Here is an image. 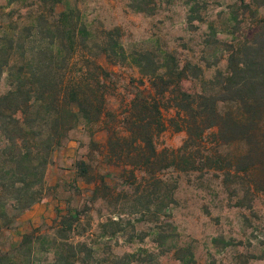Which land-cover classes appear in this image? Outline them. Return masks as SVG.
<instances>
[{"label": "rangeland", "instance_id": "374dc122", "mask_svg": "<svg viewBox=\"0 0 264 264\" xmlns=\"http://www.w3.org/2000/svg\"><path fill=\"white\" fill-rule=\"evenodd\" d=\"M185 2L61 0L52 11L43 0H0V96L39 62L51 65L63 87L84 70L92 82L94 62L109 74L100 89L101 123L68 132L51 153L41 199L28 210L13 212V223L1 229L0 256L6 253L11 264H26L28 258L35 264H54L58 256L50 242L67 238L57 228L61 217L73 211L80 213V222L68 242L86 245L81 252L75 248L79 260L69 259L74 264H264V135L257 149L255 138L242 141L240 133L229 132L221 140L215 129L207 130L199 146L187 149L189 166L181 163L159 171L167 162L155 169L133 167L134 160L125 156L130 147L118 151L107 143L114 136H128L125 122L134 96L154 94L133 57L156 64L169 54L186 69L185 91L214 94L228 52L264 39L259 28L264 0H201L191 15ZM69 9L88 37L85 42L78 38L74 53L65 41H55L54 54L63 45L65 51L51 59L46 49L59 34L48 35L46 29ZM105 38L120 44L123 62L113 63L103 55ZM168 96L159 105L166 128L153 137L161 158L177 152L187 138L170 122L175 109ZM37 111L39 118L45 116L44 109ZM247 153L249 158H241L239 167H256L249 174H234L239 157ZM201 156L209 161L200 162ZM80 160L88 166L84 177L75 168ZM152 170L162 181L158 189L149 175ZM31 233L40 240L19 246ZM62 250L65 257L70 255Z\"/></svg>", "mask_w": 264, "mask_h": 264}, {"label": "trees", "instance_id": "16d2710c", "mask_svg": "<svg viewBox=\"0 0 264 264\" xmlns=\"http://www.w3.org/2000/svg\"><path fill=\"white\" fill-rule=\"evenodd\" d=\"M43 1L45 5H50V10L53 11L61 0ZM238 1L244 2V0ZM185 3L191 15L198 11L202 2L186 0ZM39 17L44 18L43 15ZM76 17L75 11L69 9L60 13L58 20L46 29L48 35L59 34L57 37H52L48 43L49 48L46 49L51 59L60 57L61 50L65 47L63 45L64 47L59 48L54 54L55 41H61L59 42L61 44L65 41L66 47L73 53L78 38L82 42L86 41L88 32L85 28H78L79 20ZM261 23L259 28L262 30L264 18ZM110 39L105 38L101 52L113 63L123 62L125 54L120 44L118 42L110 44ZM132 59L141 77L146 78L154 90V94L148 97L134 96L125 122L128 136H114L113 140L109 138L107 143L111 148H118V151L123 145L130 147L131 152L128 150L125 156L134 160L131 162L133 167L140 165L147 169L152 166L155 169V166L161 162L167 163L163 166L159 165L158 171L168 167H178L177 165L181 163L189 166L191 156L187 149L191 146H199L204 132L210 129H215L221 140L229 132L234 135L240 133L242 141L249 142L251 138H255L257 149L261 148L260 138L264 135V39L262 37L259 42L250 40L244 42L240 48L228 52L225 70L216 75L218 91L214 94L185 91L182 82L188 79L186 69L180 67L177 60L169 54L165 56L163 62L158 60L156 64L145 57ZM92 65V82H89L90 79L86 75L88 71L84 70L81 76L74 78L68 86L63 87V81L59 79L57 81L53 75L54 69L51 65L46 66L39 62L30 68L27 75L25 73L18 77L17 83L11 84L10 89L0 96V231L13 223L16 217L13 212L21 213L28 210L41 199L44 174L51 153L61 145L68 132L78 125L88 128L101 123L104 115V95L100 89L109 74L95 62ZM28 79L31 81H25ZM166 94L169 95L167 100L170 107L175 109V117L171 118L170 122L175 126L176 131H185L187 138L183 147L177 152L161 158L153 146V137L166 128L159 106L160 100L165 99ZM41 109L45 111L43 118L37 116V110ZM112 155L114 158H119L117 152ZM249 156L247 153L239 157L234 174L239 171L249 174L256 167L254 163L243 168L239 167L241 160ZM199 158L200 162L209 161L208 156ZM193 162L195 163L196 160ZM217 163H220L218 159ZM75 168L81 177L88 173V166L84 160L76 162ZM155 172L156 170H152L149 175L153 185L158 189L162 181L155 177ZM79 222L80 213L69 212L61 217L57 232L65 233V237L68 238L69 233L75 231ZM67 238L59 239V242L57 240L50 242V246L55 247L58 256L54 264H74V261L69 259L78 261L77 251L81 252L86 248L84 243L72 244ZM39 240V236L27 234L19 246L30 245ZM63 247L68 250L69 256H64ZM75 248L79 250L76 251ZM31 252L33 251L29 246L28 253ZM7 256L6 253L0 256V264H11L12 258ZM26 264L35 263H31L28 258Z\"/></svg>", "mask_w": 264, "mask_h": 264}]
</instances>
